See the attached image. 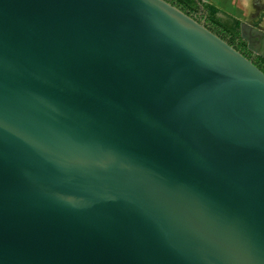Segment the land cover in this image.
Wrapping results in <instances>:
<instances>
[{
    "label": "water",
    "instance_id": "1",
    "mask_svg": "<svg viewBox=\"0 0 264 264\" xmlns=\"http://www.w3.org/2000/svg\"><path fill=\"white\" fill-rule=\"evenodd\" d=\"M0 264H264V72L166 0H0Z\"/></svg>",
    "mask_w": 264,
    "mask_h": 264
},
{
    "label": "trees",
    "instance_id": "2",
    "mask_svg": "<svg viewBox=\"0 0 264 264\" xmlns=\"http://www.w3.org/2000/svg\"><path fill=\"white\" fill-rule=\"evenodd\" d=\"M177 6L185 13L191 15L199 22H204L212 32L226 40L235 49L240 51L247 58L252 54V43L254 39L264 36L262 31L255 27L221 11L215 5L201 0H166ZM203 8L204 20L195 17L193 14L198 11V7ZM221 15V16H220ZM252 62L264 72V58L256 56Z\"/></svg>",
    "mask_w": 264,
    "mask_h": 264
},
{
    "label": "crops",
    "instance_id": "3",
    "mask_svg": "<svg viewBox=\"0 0 264 264\" xmlns=\"http://www.w3.org/2000/svg\"><path fill=\"white\" fill-rule=\"evenodd\" d=\"M233 1L236 2L237 6L239 5L240 8H242V10H241L242 11V15H241L240 12L236 11V9L233 6H232L233 7V10H231V9L228 10V9H226L227 7L224 8V6H222L223 4H222L221 0H209L208 2L211 3V4H213V5H215L216 7H218L224 13H227V14H229V15H231V16L239 19V20H242V21L244 20L245 22H247V23H249V24L252 25L253 24L252 21H255L256 20V17L258 16L257 14H259L257 12L254 16L252 15V12H251L252 11L251 10L252 9L251 8L252 7V5H251L252 0H233ZM240 2H242V3H240ZM263 23L264 22L261 23L260 28L263 27V25H264Z\"/></svg>",
    "mask_w": 264,
    "mask_h": 264
},
{
    "label": "flooded vegetation",
    "instance_id": "4",
    "mask_svg": "<svg viewBox=\"0 0 264 264\" xmlns=\"http://www.w3.org/2000/svg\"><path fill=\"white\" fill-rule=\"evenodd\" d=\"M240 3H242V2H240ZM203 11H204L203 8L201 6H199L198 11L196 13H194L193 15L197 18H200L201 20H204L205 18H204ZM263 21H264V13H261V14L259 13V16H257L256 20L253 21V24L252 25L250 24V25L264 33V30L262 28H260V25ZM263 38H264V36L260 37L259 39H256V38L254 39V42L252 43V50H251L252 54H250V58H252V60H254L257 55L258 56L260 55L264 58V44L262 43Z\"/></svg>",
    "mask_w": 264,
    "mask_h": 264
},
{
    "label": "rangeland",
    "instance_id": "5",
    "mask_svg": "<svg viewBox=\"0 0 264 264\" xmlns=\"http://www.w3.org/2000/svg\"><path fill=\"white\" fill-rule=\"evenodd\" d=\"M209 1V0H208ZM221 2H222V6H224V8L225 7H227L226 9H228V10H233V7L236 9V11H238V12H240L241 13V15H242V8H240V6L238 5L237 6V4H236V2H234L233 0H221ZM233 6V7H232ZM244 10V9H243ZM264 9H261V10H259L258 11V13H264V11H263ZM239 15V14H238ZM258 16H259V14H257ZM244 21V20H243ZM253 22V21H252ZM264 22V21H263ZM264 24V23H263ZM262 27V26H261ZM263 29H264V25H263V27H262Z\"/></svg>",
    "mask_w": 264,
    "mask_h": 264
},
{
    "label": "bare ground",
    "instance_id": "6",
    "mask_svg": "<svg viewBox=\"0 0 264 264\" xmlns=\"http://www.w3.org/2000/svg\"><path fill=\"white\" fill-rule=\"evenodd\" d=\"M251 5H252L251 12H252V15L254 16L260 9L262 8L264 9V0H252Z\"/></svg>",
    "mask_w": 264,
    "mask_h": 264
}]
</instances>
